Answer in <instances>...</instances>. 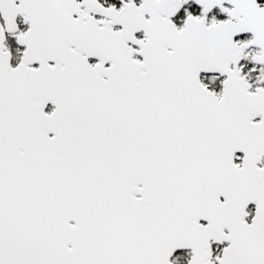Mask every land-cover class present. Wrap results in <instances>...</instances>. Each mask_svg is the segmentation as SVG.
<instances>
[{"label": "snow or ice", "instance_id": "1", "mask_svg": "<svg viewBox=\"0 0 264 264\" xmlns=\"http://www.w3.org/2000/svg\"><path fill=\"white\" fill-rule=\"evenodd\" d=\"M0 264H264V0H0Z\"/></svg>", "mask_w": 264, "mask_h": 264}]
</instances>
